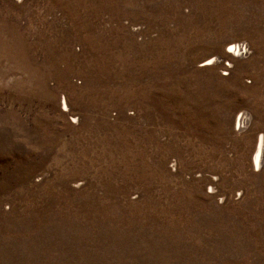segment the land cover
Wrapping results in <instances>:
<instances>
[{
	"label": "rangeland",
	"instance_id": "obj_1",
	"mask_svg": "<svg viewBox=\"0 0 264 264\" xmlns=\"http://www.w3.org/2000/svg\"><path fill=\"white\" fill-rule=\"evenodd\" d=\"M260 136L264 0H0V264H264Z\"/></svg>",
	"mask_w": 264,
	"mask_h": 264
},
{
	"label": "bare ground",
	"instance_id": "obj_2",
	"mask_svg": "<svg viewBox=\"0 0 264 264\" xmlns=\"http://www.w3.org/2000/svg\"><path fill=\"white\" fill-rule=\"evenodd\" d=\"M242 45V44H241ZM240 49V46L239 45H236L235 46V49L233 48V50H235L234 52L235 53H240L238 52V50ZM230 53V52H229ZM238 57V56H237ZM216 59L211 57L207 60V64L206 65H211L213 62H215ZM242 117V116H241ZM238 120V119H237ZM247 118L243 116V118H240L238 120V124L241 128L242 127H246L247 125ZM248 127V126H247ZM258 137V136H257ZM261 137V136H260ZM254 166L255 168H259L262 166V164H264V140L263 138L261 137L259 139V143L257 144V147L256 149L254 150Z\"/></svg>",
	"mask_w": 264,
	"mask_h": 264
},
{
	"label": "built area",
	"instance_id": "obj_3",
	"mask_svg": "<svg viewBox=\"0 0 264 264\" xmlns=\"http://www.w3.org/2000/svg\"><path fill=\"white\" fill-rule=\"evenodd\" d=\"M240 44H242V45H240ZM239 45H240V49L238 50V52H240V54H242V55H246L244 58L249 57L251 54V50H250L249 46L246 43H239ZM229 52H231V54H233L232 53L233 51H229ZM62 105L63 106L65 105L64 99L62 101Z\"/></svg>",
	"mask_w": 264,
	"mask_h": 264
}]
</instances>
